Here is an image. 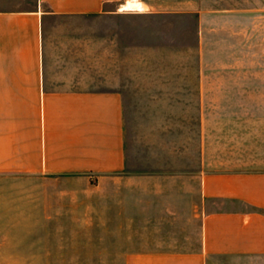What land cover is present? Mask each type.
Segmentation results:
<instances>
[{"label":"crops","instance_id":"obj_1","mask_svg":"<svg viewBox=\"0 0 264 264\" xmlns=\"http://www.w3.org/2000/svg\"><path fill=\"white\" fill-rule=\"evenodd\" d=\"M253 59L264 0H0V174L97 179L103 258L264 264V126H204Z\"/></svg>","mask_w":264,"mask_h":264},{"label":"rangeland","instance_id":"obj_2","mask_svg":"<svg viewBox=\"0 0 264 264\" xmlns=\"http://www.w3.org/2000/svg\"><path fill=\"white\" fill-rule=\"evenodd\" d=\"M250 62L240 70L221 68L217 107L213 115H204V126H220L221 141L242 140L245 126H252V138H258V126H264L258 83L264 68ZM195 101L188 100L187 126H199ZM140 102L146 122L156 110ZM165 117L180 120L177 114ZM98 187L97 179H71L62 173L0 174V264H123L114 251L101 257L100 236L114 234V227L101 225Z\"/></svg>","mask_w":264,"mask_h":264},{"label":"bare ground","instance_id":"obj_3","mask_svg":"<svg viewBox=\"0 0 264 264\" xmlns=\"http://www.w3.org/2000/svg\"><path fill=\"white\" fill-rule=\"evenodd\" d=\"M126 9V8H125Z\"/></svg>","mask_w":264,"mask_h":264}]
</instances>
